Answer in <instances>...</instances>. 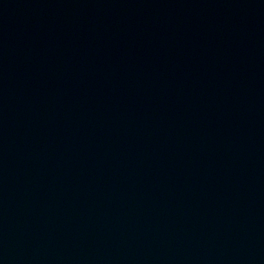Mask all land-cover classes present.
<instances>
[{
  "label": "water",
  "instance_id": "obj_1",
  "mask_svg": "<svg viewBox=\"0 0 264 264\" xmlns=\"http://www.w3.org/2000/svg\"><path fill=\"white\" fill-rule=\"evenodd\" d=\"M264 240V0H0V255Z\"/></svg>",
  "mask_w": 264,
  "mask_h": 264
}]
</instances>
